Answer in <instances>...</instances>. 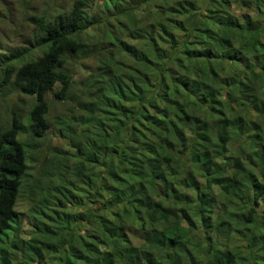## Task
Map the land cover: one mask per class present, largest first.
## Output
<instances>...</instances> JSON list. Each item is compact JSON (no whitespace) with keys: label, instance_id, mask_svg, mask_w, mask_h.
Segmentation results:
<instances>
[{"label":"trees","instance_id":"trees-1","mask_svg":"<svg viewBox=\"0 0 264 264\" xmlns=\"http://www.w3.org/2000/svg\"><path fill=\"white\" fill-rule=\"evenodd\" d=\"M24 20L35 54L0 57V87L32 99L0 125V264H264V0Z\"/></svg>","mask_w":264,"mask_h":264},{"label":"rangeland","instance_id":"rangeland-1","mask_svg":"<svg viewBox=\"0 0 264 264\" xmlns=\"http://www.w3.org/2000/svg\"><path fill=\"white\" fill-rule=\"evenodd\" d=\"M51 0H0V57L9 52H26L35 54V47L38 44L40 35H36L34 26L24 20V17L30 14H38L49 7ZM87 76L85 71H80L78 67L74 69V80ZM51 102V94L47 96ZM32 99L21 95L16 87L11 83L0 87V125L5 124L11 118L14 111L21 120L28 112ZM67 107L62 104H54L51 107L53 115L62 116L66 113ZM61 146L58 141L52 138L51 141H45L36 148L40 155L43 151H51L52 147ZM41 162L32 166L30 173L33 175L41 168ZM19 211L23 213L22 220L24 225L29 219L27 213L28 207L25 204L19 205ZM23 225V227H24Z\"/></svg>","mask_w":264,"mask_h":264}]
</instances>
